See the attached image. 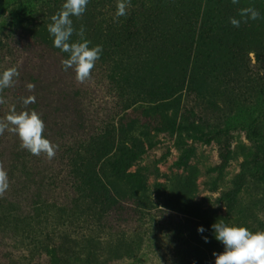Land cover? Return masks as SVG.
<instances>
[{
	"label": "rangeland",
	"instance_id": "374dc122",
	"mask_svg": "<svg viewBox=\"0 0 264 264\" xmlns=\"http://www.w3.org/2000/svg\"><path fill=\"white\" fill-rule=\"evenodd\" d=\"M108 1L89 0L86 12L72 17V41L81 39L77 33L83 27L90 47L103 48L90 79L83 83L76 80L74 69L63 70L61 61L67 54L52 46L47 31L64 0H0V41L18 25L41 43L31 54L35 49L47 54L40 67L51 83L48 96L57 99L51 107L65 100L76 104L74 110L56 114L76 117L79 126L56 135L61 142L87 129L90 120L110 121L124 108L108 93L107 82H100L108 78V65L123 68L120 92L128 98L126 104L162 106L163 114L145 111L115 124L116 131L95 143L84 165L83 191L100 199L104 189L114 190L120 197L135 199L143 221L123 216L117 224L123 233L118 236L100 228L92 219V207L82 203L72 210L50 204L20 213L0 208V264H8L14 255L20 256L19 264H51L52 250L74 259L118 255V264H214L213 253L223 251L210 233L217 219L253 232L264 230V0H130L127 10L137 13L142 29L136 39L106 23L116 22ZM248 8L259 13L257 19H250V13L241 16ZM232 18L240 21L239 27L232 25ZM14 36L20 56L31 42L18 33ZM41 69L25 79L43 87ZM14 90L5 97L10 110L27 111L23 101L30 95L20 87ZM162 91L176 94L158 101L167 96L159 94ZM9 108L2 110L5 118ZM134 124L146 133L136 160L116 151L124 137L120 133ZM11 132L7 138L19 144L18 135ZM178 135L184 136L183 148L175 145ZM115 153L116 164L106 160ZM114 169L124 181L112 185ZM200 226L209 229L204 235L210 243L198 234Z\"/></svg>",
	"mask_w": 264,
	"mask_h": 264
},
{
	"label": "trees",
	"instance_id": "16d2710c",
	"mask_svg": "<svg viewBox=\"0 0 264 264\" xmlns=\"http://www.w3.org/2000/svg\"><path fill=\"white\" fill-rule=\"evenodd\" d=\"M108 3L112 7L111 10L116 13L117 3H115L114 0H109ZM137 21V13L130 9V11L127 10L125 16L116 17V22L112 20L106 21V23H112L110 26L114 28L125 29V31L128 32V39H136L141 37L142 30L141 26H137ZM17 26L18 25L9 26V34L0 41V71L13 66L19 69V77L15 78V84L12 87L0 90V97L3 98V102L0 103V122L7 123L6 118L2 115V110L4 108H9L5 100L6 94L16 88H23V93L29 94L30 97H35V103L26 104L27 111L29 113L36 111L40 115L45 124L44 135L53 145H57L58 149L52 159H48L47 155L43 153L39 156H34L30 154L28 150L21 148L20 140L19 144L13 145L11 142L12 140L7 138L8 132L10 133V131L7 132V129H5L3 134H0V164H2L7 171L10 183L8 190L3 195H0V208H12L20 213L21 211L24 212L23 210L26 209L35 211L42 205L50 204L58 207L60 210H72L76 205L82 203L85 206L89 205L92 207V219L100 228H104L113 235H122V229L117 224L118 220L120 221V219H123V216L128 215V217H130L128 220L134 219L137 222L143 221L144 213L140 204L130 197H120L114 190L104 189L105 192L102 193L103 197L100 199L83 191L82 186L86 180L84 172L86 166L84 165L91 159L95 143L99 141L100 138L111 134L112 130L114 132L116 131L115 124L124 123L125 119L133 120L135 117H140L145 111H149L152 114H163V111H161L162 106L155 105L145 107L137 103L126 104L128 98L124 93L120 92L122 87L120 80L123 77V68L119 64L113 65L114 67L108 65V68H105V73L108 74V78H106L105 75L100 79V82L104 80L107 82L104 83V86L106 87L107 85L108 93L114 95L117 101L120 100L123 104L121 106H124V108L114 114V119L110 121L104 120L103 122L94 124H92L90 120V122H88L90 126L87 129H83V131L78 133L75 137H69L71 139L63 142L59 141L55 136L65 135L63 129L70 126L79 129V126H77L78 122L76 117L70 119L60 117L56 114L64 112L63 110L68 111L72 107L74 110L76 104L70 106L65 100L61 105L51 107V102L55 103L57 99L54 97V94L53 96L51 95V97L48 96L51 83H48V80L45 79L44 76L46 75V71L42 70L40 67L41 61L44 62L47 54L41 53L36 49L34 50V54H31L33 53L31 48L33 46L36 48V45L41 43L38 42V39L35 40L36 37L27 33L25 29H20ZM17 33L19 37H28V41L31 42L26 48H23L24 52L20 56L16 54L14 48L16 43L15 39L17 38V36L15 38L14 34ZM36 68L41 69L43 72L41 75L42 83L45 84L43 87L36 83H32L30 79H25L26 76H32ZM29 84L34 85V88L29 90ZM165 93L167 96L165 98H160L158 101H167L171 98V95L176 94V92L171 94L166 91H162L159 94L162 95ZM46 97L52 98L53 101H50V98L46 99ZM70 102H72L71 99ZM49 108L50 111H48ZM11 112L9 108L7 114L9 115ZM16 113L19 114L20 112L16 111ZM172 117H176L175 112ZM115 118H118V122L116 123L114 122ZM111 122L114 123L111 125ZM149 122L152 126L156 124L155 122ZM11 127L12 126H10V128ZM54 128L57 130H53ZM48 132L52 135H48ZM14 134L13 132L12 135ZM120 134L124 137L120 139L121 143L116 150L117 155L123 156L129 154L131 158L136 160L138 157L137 152L139 144H141V136L146 134L144 127L134 124L128 132H122ZM183 140L184 136L178 135L175 145L179 148H183ZM114 155H116V153L108 156L106 160L110 159L113 164H116L115 159H118V156ZM112 178V185L116 181L120 183L124 181L122 176L115 169L113 170ZM96 182L98 183V181ZM103 185L108 188V185ZM134 190L135 189H132V191ZM110 218H112L111 220L113 221L111 224ZM175 249L177 252L180 250L177 247ZM51 254L49 261L51 264H118L122 259L118 255L115 258L106 260L100 257L85 259L81 256L75 257V259L66 258L58 255L54 250L51 251ZM176 260L178 259H175L174 263ZM19 262V255H14L13 260H8V264H19Z\"/></svg>",
	"mask_w": 264,
	"mask_h": 264
},
{
	"label": "clouds",
	"instance_id": "9594fccd",
	"mask_svg": "<svg viewBox=\"0 0 264 264\" xmlns=\"http://www.w3.org/2000/svg\"><path fill=\"white\" fill-rule=\"evenodd\" d=\"M89 0H64L61 9L51 17L47 25V31L52 37V46L66 53L67 58L62 60L63 70L74 69L76 80L83 83L90 79L96 62L100 59L103 48L101 45L90 47L91 42L84 39V29L81 27L78 41H72L74 32L72 17L80 18L87 10ZM130 0H118L116 17L125 16ZM250 19H257L259 13L251 8L242 9L241 16H248ZM231 23L239 27L240 21L232 18ZM19 77L18 67H10L0 71V90L12 87L15 78ZM29 90L34 85H28ZM3 98L0 97V103ZM25 104L35 103V97L24 98ZM7 123L0 122V134L9 129L18 135L21 141V148L26 149L30 154L39 156L46 154L48 159L54 158L57 145H53L44 135L45 124L36 111L20 112L15 110L6 117ZM9 125L12 127L9 128ZM10 187L8 173L0 164V195H3ZM209 231L203 226L198 227L197 232L205 243H210ZM211 238L223 247V251L214 252V264H264V230L253 232L246 226L234 225L226 219H217L210 227Z\"/></svg>",
	"mask_w": 264,
	"mask_h": 264
}]
</instances>
